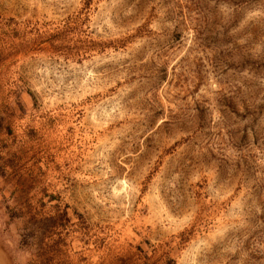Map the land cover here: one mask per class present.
I'll return each instance as SVG.
<instances>
[{
    "label": "rangeland",
    "instance_id": "obj_1",
    "mask_svg": "<svg viewBox=\"0 0 264 264\" xmlns=\"http://www.w3.org/2000/svg\"><path fill=\"white\" fill-rule=\"evenodd\" d=\"M0 264H264V0H0Z\"/></svg>",
    "mask_w": 264,
    "mask_h": 264
}]
</instances>
